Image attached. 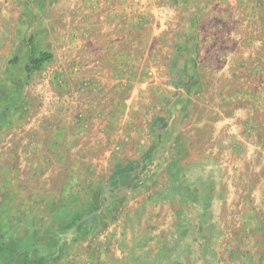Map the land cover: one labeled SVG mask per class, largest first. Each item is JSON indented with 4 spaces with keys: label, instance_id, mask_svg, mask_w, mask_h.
Here are the masks:
<instances>
[{
    "label": "rangeland",
    "instance_id": "obj_1",
    "mask_svg": "<svg viewBox=\"0 0 264 264\" xmlns=\"http://www.w3.org/2000/svg\"><path fill=\"white\" fill-rule=\"evenodd\" d=\"M33 4L2 0L0 18ZM131 79L75 82L74 110L64 89L0 109V264H264V124L226 103L246 82ZM251 134L261 151L242 153Z\"/></svg>",
    "mask_w": 264,
    "mask_h": 264
},
{
    "label": "crops",
    "instance_id": "obj_2",
    "mask_svg": "<svg viewBox=\"0 0 264 264\" xmlns=\"http://www.w3.org/2000/svg\"><path fill=\"white\" fill-rule=\"evenodd\" d=\"M33 1L34 12L24 5L20 22L15 10L0 18V109L6 113L17 108L24 117L27 96L59 89L69 92L66 105L74 110V83L89 78H125L126 90L142 74L148 92L157 75L178 71L188 78L179 92H209L202 77L212 83L210 91L222 92L225 77H242V95L227 98L229 120L233 124L241 110L237 124H264L257 119L264 109V0ZM44 54L51 58L31 63ZM11 60H17L15 68ZM253 136L244 135L237 149L261 151Z\"/></svg>",
    "mask_w": 264,
    "mask_h": 264
},
{
    "label": "trees",
    "instance_id": "obj_3",
    "mask_svg": "<svg viewBox=\"0 0 264 264\" xmlns=\"http://www.w3.org/2000/svg\"><path fill=\"white\" fill-rule=\"evenodd\" d=\"M50 58H51V56L49 54H44L41 59L33 60L31 63L36 65L37 63L42 62L43 60H48ZM150 150H151V148L147 151V153L150 152Z\"/></svg>",
    "mask_w": 264,
    "mask_h": 264
}]
</instances>
